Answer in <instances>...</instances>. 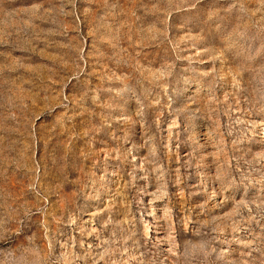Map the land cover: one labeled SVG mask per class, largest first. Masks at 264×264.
<instances>
[{
    "label": "rangeland",
    "instance_id": "374dc122",
    "mask_svg": "<svg viewBox=\"0 0 264 264\" xmlns=\"http://www.w3.org/2000/svg\"><path fill=\"white\" fill-rule=\"evenodd\" d=\"M0 264H264V0H0Z\"/></svg>",
    "mask_w": 264,
    "mask_h": 264
}]
</instances>
